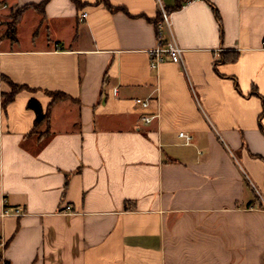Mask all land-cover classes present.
<instances>
[{
    "label": "crops",
    "instance_id": "0c3cea01",
    "mask_svg": "<svg viewBox=\"0 0 264 264\" xmlns=\"http://www.w3.org/2000/svg\"><path fill=\"white\" fill-rule=\"evenodd\" d=\"M42 1L0 0L4 260L264 264V0H50L3 36ZM161 10L183 64L151 70Z\"/></svg>",
    "mask_w": 264,
    "mask_h": 264
},
{
    "label": "trees",
    "instance_id": "16d2710c",
    "mask_svg": "<svg viewBox=\"0 0 264 264\" xmlns=\"http://www.w3.org/2000/svg\"><path fill=\"white\" fill-rule=\"evenodd\" d=\"M49 1L50 0H43L38 5H32V6L24 7V8L19 9L18 11H16L13 15L10 16V22H8L6 24V29H5L3 36L5 38L9 39L10 42H12V43L16 42V28H17V25L19 24L25 10L27 8H33L38 13H40L41 15H44L45 6L48 4ZM70 1L76 6V8L78 10L83 7V4L80 2V0H70ZM188 1H191V0H176V3L172 7L171 10L172 11L179 10L183 6V4L188 2ZM203 1H206L207 3H209L208 0H203ZM97 4H99V2H97ZM104 6L111 12L123 10L122 8H114L108 3H105ZM210 6L214 12L215 19L219 24L220 38H222L223 37V29H222L221 18L219 16V13L217 12V10L212 5H210ZM160 17H161V13H159L158 18L155 21V24H157L159 22ZM235 59H236V57L232 61H234ZM3 81L10 88L9 93L3 94L2 106L5 108L6 106H8L13 101V99L17 93H19L20 91H23V90H28V88L26 86L16 85V84L12 83L10 80L6 79L5 77L3 78ZM46 94L51 98L50 106L57 101H62V100L67 99V96L65 94L59 93V92H47ZM50 106H49V108H50ZM27 108L32 110L35 114L34 128H37L39 125H41L43 123H48L49 108L46 112H44L42 110L41 105L35 99H30L28 101ZM263 114H264V101H263L262 115ZM261 132L264 135V128L261 129ZM66 184H67V182H66Z\"/></svg>",
    "mask_w": 264,
    "mask_h": 264
},
{
    "label": "built area",
    "instance_id": "2783aa9c",
    "mask_svg": "<svg viewBox=\"0 0 264 264\" xmlns=\"http://www.w3.org/2000/svg\"><path fill=\"white\" fill-rule=\"evenodd\" d=\"M87 17L86 13L81 15V20H85ZM156 30V45L154 48L150 49L147 54L149 57V67L151 70H157L163 63L170 62L175 65L183 64V50L177 44L171 29V20L170 16L164 11L161 10V17L157 24H155ZM262 47H264V41H262ZM137 105H140L142 108L146 109L150 105V101H144L137 99L135 101ZM153 117H144L142 121L145 124H149L152 121ZM179 138H182L185 142V145L190 144V137L184 133H179ZM69 208H67L68 210ZM16 214H19L18 211ZM8 211L4 209L2 217L7 216ZM6 243L2 238H0V249H4ZM2 253V252H1ZM0 264H8L2 255H0Z\"/></svg>",
    "mask_w": 264,
    "mask_h": 264
}]
</instances>
